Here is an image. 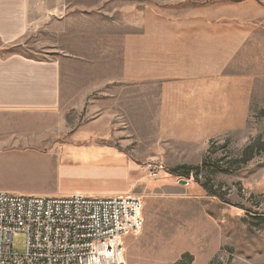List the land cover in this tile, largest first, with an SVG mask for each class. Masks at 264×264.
<instances>
[{
    "label": "rangeland",
    "instance_id": "1",
    "mask_svg": "<svg viewBox=\"0 0 264 264\" xmlns=\"http://www.w3.org/2000/svg\"><path fill=\"white\" fill-rule=\"evenodd\" d=\"M129 6L113 5L111 45L65 44L46 31L28 35L15 51L45 61L64 53L94 57L71 63L80 73L70 84L143 86L140 136L86 140L115 143L147 174L145 165L157 164L158 177L148 174V181H186L203 192L209 264H264V0H146L142 11H121ZM126 33L146 39L126 44ZM83 116L72 112L68 122ZM136 197L144 215L152 211L149 199ZM152 215L147 223L154 227ZM141 232L124 242L127 264H140ZM26 244L27 235L17 233L13 252L24 254Z\"/></svg>",
    "mask_w": 264,
    "mask_h": 264
},
{
    "label": "crops",
    "instance_id": "2",
    "mask_svg": "<svg viewBox=\"0 0 264 264\" xmlns=\"http://www.w3.org/2000/svg\"><path fill=\"white\" fill-rule=\"evenodd\" d=\"M118 1L0 0V192L146 197L152 211L144 215L143 210L139 238L145 251L139 263L209 264V231L202 228L209 216L203 212V192L189 188L190 183L148 181L143 167L122 147L86 140L90 136H140L146 114L144 87L70 84L68 78L80 73L69 69L71 63L94 57L64 53L56 61H45L15 51L28 35L46 31H56L65 44L111 45L113 5ZM122 1L138 6V11L144 10L146 2ZM130 6L121 11L132 13ZM124 39L126 44H139L146 37L126 33ZM72 112L84 115L83 121L70 124ZM49 136L77 139L56 141ZM150 213L154 227L147 223Z\"/></svg>",
    "mask_w": 264,
    "mask_h": 264
},
{
    "label": "built area",
    "instance_id": "3",
    "mask_svg": "<svg viewBox=\"0 0 264 264\" xmlns=\"http://www.w3.org/2000/svg\"><path fill=\"white\" fill-rule=\"evenodd\" d=\"M156 178L160 167L145 165ZM142 198L64 197L0 192V264H127L124 240L143 228ZM26 251L13 252L17 233Z\"/></svg>",
    "mask_w": 264,
    "mask_h": 264
},
{
    "label": "water",
    "instance_id": "4",
    "mask_svg": "<svg viewBox=\"0 0 264 264\" xmlns=\"http://www.w3.org/2000/svg\"><path fill=\"white\" fill-rule=\"evenodd\" d=\"M180 184L181 185H187V182L186 181H181Z\"/></svg>",
    "mask_w": 264,
    "mask_h": 264
}]
</instances>
